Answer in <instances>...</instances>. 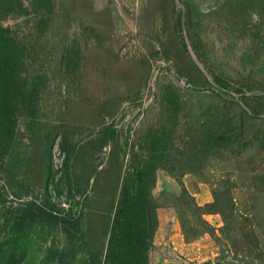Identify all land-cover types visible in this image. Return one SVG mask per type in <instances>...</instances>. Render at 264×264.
I'll return each mask as SVG.
<instances>
[{
    "label": "rangeland",
    "instance_id": "1",
    "mask_svg": "<svg viewBox=\"0 0 264 264\" xmlns=\"http://www.w3.org/2000/svg\"><path fill=\"white\" fill-rule=\"evenodd\" d=\"M0 264H264V0H0Z\"/></svg>",
    "mask_w": 264,
    "mask_h": 264
},
{
    "label": "trees",
    "instance_id": "2",
    "mask_svg": "<svg viewBox=\"0 0 264 264\" xmlns=\"http://www.w3.org/2000/svg\"><path fill=\"white\" fill-rule=\"evenodd\" d=\"M4 41L0 37V51ZM143 193H135L127 203H117L108 236L105 257L117 264H145L147 249L146 222L143 221L144 207L149 210L148 226H155L154 205L149 207Z\"/></svg>",
    "mask_w": 264,
    "mask_h": 264
}]
</instances>
